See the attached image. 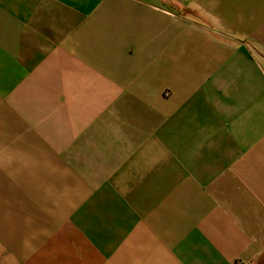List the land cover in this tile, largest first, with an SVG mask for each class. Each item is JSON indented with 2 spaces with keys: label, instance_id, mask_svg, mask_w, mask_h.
<instances>
[{
  "label": "crops",
  "instance_id": "crops-1",
  "mask_svg": "<svg viewBox=\"0 0 264 264\" xmlns=\"http://www.w3.org/2000/svg\"><path fill=\"white\" fill-rule=\"evenodd\" d=\"M264 264V0H0V264Z\"/></svg>",
  "mask_w": 264,
  "mask_h": 264
},
{
  "label": "built area",
  "instance_id": "built-area-1",
  "mask_svg": "<svg viewBox=\"0 0 264 264\" xmlns=\"http://www.w3.org/2000/svg\"><path fill=\"white\" fill-rule=\"evenodd\" d=\"M235 264H245V263L242 262V261H238V262H236Z\"/></svg>",
  "mask_w": 264,
  "mask_h": 264
}]
</instances>
